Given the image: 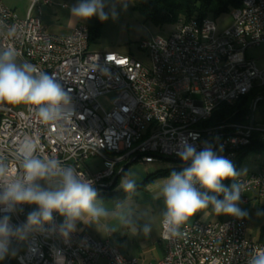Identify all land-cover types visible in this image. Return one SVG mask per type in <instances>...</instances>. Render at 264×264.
Segmentation results:
<instances>
[{
	"label": "built area",
	"instance_id": "1",
	"mask_svg": "<svg viewBox=\"0 0 264 264\" xmlns=\"http://www.w3.org/2000/svg\"><path fill=\"white\" fill-rule=\"evenodd\" d=\"M27 1L24 18L0 1V47L16 48L19 63L55 73L71 97L73 114L45 124L30 106L22 110L0 104V155L16 174L20 168L14 152L25 136L38 138L44 147L42 155L75 167L102 192L129 161L183 162L176 152L184 140L197 151L210 144L232 164L238 149L248 145L252 136L264 140L261 123L205 125L218 106L233 105L264 85V68L246 55L249 48L264 43V0H241V7L232 11V24L220 33L216 21L206 17L179 20L166 38L141 40L147 62L118 52L91 50L90 28L83 24L68 35L48 33L40 16L42 6L51 0ZM5 25L17 27L14 38L6 37ZM110 95L113 99L108 101ZM91 158L99 159L100 167L91 170L87 166ZM183 163L189 166L191 162ZM235 182L244 186L242 210L247 212L251 193L264 199V166ZM195 187L205 190L199 183ZM36 207L18 206L11 223H24ZM246 216L187 221L179 236L165 239L161 234L164 256L152 264H247L254 252L264 249V240L254 241L247 235ZM53 217L59 225L61 215L53 212ZM16 245L10 264H57L53 249L60 250L63 264H139L109 240L78 231L67 240L58 233L35 232L27 241L13 240L11 249ZM10 255L0 263L7 264Z\"/></svg>",
	"mask_w": 264,
	"mask_h": 264
},
{
	"label": "clouds",
	"instance_id": "2",
	"mask_svg": "<svg viewBox=\"0 0 264 264\" xmlns=\"http://www.w3.org/2000/svg\"><path fill=\"white\" fill-rule=\"evenodd\" d=\"M121 2L126 9L127 0ZM106 6L105 0H78L70 12L80 20L93 16L101 22L107 21L110 16L116 19L118 13L115 7L106 12ZM4 28L7 38L16 36L15 25H5ZM18 56L16 48L0 47V104L30 106L45 124L71 117V97L56 74H48L31 63H19ZM43 153L44 147L38 138L25 136L20 140L14 152L20 168L18 174L0 155V260L14 254L11 249L13 240L27 241L35 232L58 233L67 240L77 230V221L95 225L101 220L113 221L115 226L108 229L109 233L128 229L145 237L150 235L152 222L140 223V217L146 213L137 210L129 200V196L137 190L136 180L130 173H126L120 182L127 199L109 209L98 199L99 193L93 181L86 179L75 167ZM176 155L183 162L191 163L180 172L173 171L160 185L165 209L160 221L163 238L179 236L182 225L197 212H204L210 207L217 216L223 214L243 218L247 215L239 207L243 183L235 182L230 187L222 183L228 179L236 180L239 176L230 160L218 155L210 144L205 143L203 149L197 151L187 140L180 143ZM196 183L205 191L198 190ZM219 194H223V199L217 198ZM20 205L37 207L27 214L24 223L13 225L11 214ZM53 212L64 217L59 225L54 223ZM45 225L49 228L45 229ZM53 255L57 264H63L60 250L53 249ZM247 264H264V249L254 252Z\"/></svg>",
	"mask_w": 264,
	"mask_h": 264
},
{
	"label": "rangeland",
	"instance_id": "3",
	"mask_svg": "<svg viewBox=\"0 0 264 264\" xmlns=\"http://www.w3.org/2000/svg\"><path fill=\"white\" fill-rule=\"evenodd\" d=\"M25 4L27 8V0ZM114 5L116 7H122V9L126 11V14L119 16L116 19L109 18L107 21L104 22L98 39H96L91 44V50L111 52L115 51L120 54H126L127 56L129 55L131 57L139 59L142 62H147L148 58L146 56V52H144L140 48V41L143 39L153 38V36L166 38L170 36L171 32H173L176 24L165 25L163 27L155 25L152 21L146 20L141 13L134 11L132 9L133 5L130 0H127L126 9L122 6L121 0H114ZM231 17L232 12L229 14L221 15L220 17L216 18L215 21L217 24V33H220L222 30L226 29L232 24ZM92 22L87 24L92 26ZM246 55L249 59L255 60L259 68H264V43L258 47L249 48L247 50ZM112 99L113 95L108 96V101ZM257 99L252 103V109L254 108L253 120H251L250 115V121L248 125H254L256 123L260 124L261 109L256 108ZM104 104L106 105L107 103L104 102ZM9 106L22 110L26 107L25 105ZM261 142L264 143V140ZM262 156H264L263 152ZM255 160L256 157L252 154L248 155L244 160H242L237 169L239 176H246L245 174H247L248 172H252L255 168ZM87 164H90L91 166L95 167L96 165L100 164V161L97 158H91L87 161ZM185 165L186 164L180 161L165 158L158 159L157 161L149 164H140V162H136L128 166L125 174L130 173L131 177L135 179L136 183L138 184L141 183L144 179H146V176L150 173H154L160 170L164 171L168 169H179L183 166L185 167ZM170 174H163L157 176L156 178H153L152 182L148 183L147 185L145 184L144 187L140 190H136L133 196H129V200L135 204L136 209L142 213H146V215L140 217V223H144L149 220L152 222V233H154V230L158 225L159 215L164 209V200L160 192V186L157 185H159V181L164 178H168ZM124 175L119 177L112 191L123 190L120 187V182ZM153 183L156 186L148 188V190L146 191V186H150ZM222 183L225 187H230L233 183H235V180L228 179L222 181ZM101 192L102 191L98 190V193ZM209 195L217 194L209 193ZM217 198L223 199V194H219ZM126 199L103 198L99 200H101L107 208L111 209L115 206L116 202L118 203ZM252 207L254 208V210ZM263 208L264 200L262 199L256 200L253 205L246 206L245 209L248 211V219L254 217L256 213H260V215L264 214ZM197 215L198 221L205 220L207 222L216 221L218 217L217 215H215L214 212L211 211V207L208 210H205L204 212H197L194 217ZM194 217H192L190 220H193ZM114 226L115 224L113 221L105 220H101L96 225L92 224V236L95 239L109 240L112 244L117 245L124 255H127V253L129 252L133 253L134 258L138 259L137 261H139V264H147L148 262L153 260L154 251L152 250V241L149 240L150 235L145 237L143 234L132 233L128 229H120L118 231H113L109 233L108 229Z\"/></svg>",
	"mask_w": 264,
	"mask_h": 264
},
{
	"label": "trees",
	"instance_id": "4",
	"mask_svg": "<svg viewBox=\"0 0 264 264\" xmlns=\"http://www.w3.org/2000/svg\"><path fill=\"white\" fill-rule=\"evenodd\" d=\"M132 2V9L143 15L146 20L152 21L155 25L163 27L165 25H174L180 21H189V19L202 20V18L209 17L216 20L224 14H229L233 10L241 7V0H130ZM105 11H109L111 7V0L106 3ZM105 22V21H104ZM104 22H95V25L90 28V45L98 39ZM264 97V85L255 87L247 95L242 96L233 105H220L213 111L212 117L205 123L206 126L218 125L220 123L226 124H241L247 125L250 121L252 112V103L259 97ZM256 108L260 111V123L264 124V100H258ZM254 136L250 143L241 147L237 151V158L234 162V167L237 170L242 160L250 154H260L264 152V143ZM181 162V161H180ZM136 162H133L134 164ZM183 163V162H182ZM186 167V166H185ZM128 166L123 170L120 176L124 175ZM184 166L179 169L160 170L149 174L142 183L137 184V190H140L144 185L152 182L153 178L159 175L170 174L173 171L180 172ZM115 180L113 185L106 191L98 194L99 199L103 198H117L126 199L127 195L123 190L112 191L117 183L119 177ZM133 196V194H131ZM259 241L264 240V227H262ZM0 264H5L1 262Z\"/></svg>",
	"mask_w": 264,
	"mask_h": 264
},
{
	"label": "crops",
	"instance_id": "5",
	"mask_svg": "<svg viewBox=\"0 0 264 264\" xmlns=\"http://www.w3.org/2000/svg\"><path fill=\"white\" fill-rule=\"evenodd\" d=\"M0 1L4 5H6L8 8L13 10L14 13L18 17L24 18L25 12L27 9L26 4H25L26 0H0ZM107 1L108 0H105V3H107ZM77 3H78V0H51L50 5L42 6V11H41L42 13H41L40 18H41L42 25H44L47 32L50 34H53V35L64 36V35L70 34L72 32V30L77 25L83 24L86 26L88 25V27H93V25H95V22H98V21L100 22L99 18L96 16H93L92 18L87 19V20H80V19L73 17L71 15L70 9L72 6H74ZM112 7H115L116 12L118 13L117 17L126 14V11L124 9H122V7L120 8V7H116L114 5V0H111V7L110 8H112ZM109 18H111V16ZM90 22L93 23L92 26L87 24ZM252 155H254L256 157L255 164H254L255 168L252 172H248L247 174L258 172L260 167L264 166V156H262V153L252 154ZM140 164H143V163H140ZM87 166L91 170H95L98 167H100V164L96 165L95 167L91 166L90 164H87ZM247 174H245V175H247ZM164 179H166V178H164ZM162 183H163V179L161 181H159V185H157V186H160ZM138 184H140V183H138ZM155 186L156 185H154V183H153L150 186H146L147 188H145V189L147 191L148 188H152ZM251 194H253V195H251ZM251 194L249 195L250 202L246 206L253 205V203L256 202V200H258L255 193H251ZM262 200H264V199H262ZM164 210L165 209H163V211ZM253 210H254V208H253ZM162 212L159 215L158 225L155 228L154 233L151 232L150 236H149L150 237L149 240L152 241V250L154 251V255H153V260L148 262L147 264L155 263L158 259H160L164 256L165 247H163L164 243L161 240L162 228H161V223H160ZM263 212H264V208H263ZM247 216H248V211H247ZM225 217H226V215H223V214L219 215L217 217L216 221L222 220ZM63 220H64V217L61 216L60 223H62ZM195 220H198V215L195 216L193 220H189V222H193ZM200 221H205V220H200ZM262 227H264V214L260 215V213H256V215L254 217H251L250 219H248V217H247V235L251 239H253L254 241L259 240L260 233H261L260 229H262ZM76 231L83 232V233H86V234L92 236V232H91L92 231V224L91 223L85 224L83 222L77 221V230ZM90 232H91V234H90ZM146 249H148V248H146ZM149 249H150V247H149ZM145 251H147V250H145ZM125 256L134 257L133 253H130V252L127 253V255H125Z\"/></svg>",
	"mask_w": 264,
	"mask_h": 264
},
{
	"label": "water",
	"instance_id": "6",
	"mask_svg": "<svg viewBox=\"0 0 264 264\" xmlns=\"http://www.w3.org/2000/svg\"><path fill=\"white\" fill-rule=\"evenodd\" d=\"M262 99L264 100V97H263V96H262V97H259V98L257 99V101H258V100H262ZM253 112H254V108L252 109V112H251V120H253ZM132 163H133V160H132V161H129L127 164L123 165V166L120 168V171H119V172L113 177L111 184H113V183L115 182V180L117 179V177L120 176L121 171L124 170L127 166L131 165ZM109 188H110V187H109ZM17 248H18V245H16V247H15L14 250H13L14 254H11L10 257H9V259L7 260V264H10V263L12 262V260H13V258H14V255H15V253H16V251H17Z\"/></svg>",
	"mask_w": 264,
	"mask_h": 264
}]
</instances>
